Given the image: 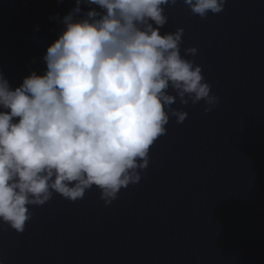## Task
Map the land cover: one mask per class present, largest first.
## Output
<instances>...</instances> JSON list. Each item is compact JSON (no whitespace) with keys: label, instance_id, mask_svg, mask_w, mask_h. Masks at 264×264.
Returning <instances> with one entry per match:
<instances>
[{"label":"water","instance_id":"water-1","mask_svg":"<svg viewBox=\"0 0 264 264\" xmlns=\"http://www.w3.org/2000/svg\"><path fill=\"white\" fill-rule=\"evenodd\" d=\"M73 6L0 0V73L13 88L43 70L60 28L49 17ZM166 15L161 33L184 29L181 55L197 48L187 58L218 105L170 118L141 180L109 206L93 188L32 208L21 234L0 227V264H264V0H227L204 20L178 0Z\"/></svg>","mask_w":264,"mask_h":264},{"label":"clouds","instance_id":"clouds-1","mask_svg":"<svg viewBox=\"0 0 264 264\" xmlns=\"http://www.w3.org/2000/svg\"><path fill=\"white\" fill-rule=\"evenodd\" d=\"M177 2L74 0L62 18L49 17L60 28L40 74L13 88L0 73V227L21 234L32 208L54 196L78 202L93 188L109 206L141 180L170 118L179 124L183 107L203 102L208 114L218 105L187 58L197 48L181 55L184 29L161 33ZM180 2L204 20L227 0Z\"/></svg>","mask_w":264,"mask_h":264}]
</instances>
